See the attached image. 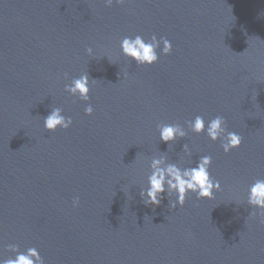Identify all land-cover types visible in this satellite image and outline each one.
I'll return each mask as SVG.
<instances>
[{
  "label": "water",
  "instance_id": "95a60500",
  "mask_svg": "<svg viewBox=\"0 0 264 264\" xmlns=\"http://www.w3.org/2000/svg\"><path fill=\"white\" fill-rule=\"evenodd\" d=\"M137 34L167 38L171 53L137 65L120 49ZM85 72L92 115L64 91ZM52 107L72 118L67 130L44 129ZM197 115L222 116L241 146L226 154L191 131L160 141L158 124L187 130ZM162 154L181 166L210 155L221 191L145 205L139 193ZM257 179L264 0H0V260L15 244L44 264H264V223L247 204Z\"/></svg>",
  "mask_w": 264,
  "mask_h": 264
},
{
  "label": "clouds",
  "instance_id": "9594fccd",
  "mask_svg": "<svg viewBox=\"0 0 264 264\" xmlns=\"http://www.w3.org/2000/svg\"><path fill=\"white\" fill-rule=\"evenodd\" d=\"M106 6H111L114 2L125 3V0H104ZM161 45L163 46L161 48ZM120 49L125 57L139 66H151L158 62L159 55H168L172 51L171 42L165 38L153 34L147 41L139 34L134 37H124L120 41ZM160 49V53L157 52ZM89 56L93 55V49H86ZM91 79V83H95ZM90 78L87 72L82 73L78 78H73L71 83L66 84L64 91L72 97L88 102L90 100ZM94 109L90 103L84 109L86 115H92ZM73 121L71 117H66L60 107H52L50 113L43 118L44 129L48 132H55L58 128L67 130ZM187 130L179 123L158 124L157 130L160 141L166 144H174L178 139L186 138L188 132L195 134H205L211 141L220 140V146L224 153H229L237 149L242 144V137L233 131H228L225 119L216 116L205 121L203 116L197 115L194 119L186 121ZM185 157L191 158L192 152L187 143L182 146ZM212 157L210 155L199 156L198 160L181 166L180 163L172 161L167 155L153 156L150 160V172L146 177V185L141 187L140 196L145 205H160L163 194L168 197H175L169 200L171 208L177 205L183 206L189 193H194L198 200L214 199V193L221 191L219 180L213 179L210 173ZM247 204L258 210L261 223H264V179H257L248 187ZM79 205V198H74L73 207ZM249 215H253L250 213ZM8 251L14 253V257L0 260V264H44V260L35 247H29L25 251H20L15 244L8 245Z\"/></svg>",
  "mask_w": 264,
  "mask_h": 264
}]
</instances>
